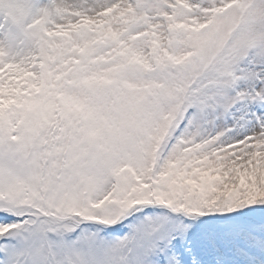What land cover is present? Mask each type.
Segmentation results:
<instances>
[{
    "label": "snow or ice",
    "instance_id": "snow-or-ice-1",
    "mask_svg": "<svg viewBox=\"0 0 264 264\" xmlns=\"http://www.w3.org/2000/svg\"><path fill=\"white\" fill-rule=\"evenodd\" d=\"M0 264H264V0H0Z\"/></svg>",
    "mask_w": 264,
    "mask_h": 264
}]
</instances>
